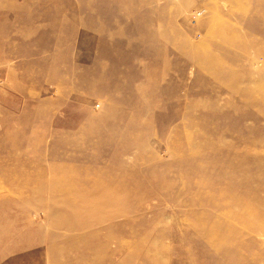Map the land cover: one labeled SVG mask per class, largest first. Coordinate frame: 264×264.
<instances>
[{
  "label": "rangeland",
  "instance_id": "1",
  "mask_svg": "<svg viewBox=\"0 0 264 264\" xmlns=\"http://www.w3.org/2000/svg\"><path fill=\"white\" fill-rule=\"evenodd\" d=\"M0 264H264V0H0Z\"/></svg>",
  "mask_w": 264,
  "mask_h": 264
},
{
  "label": "bare ground",
  "instance_id": "2",
  "mask_svg": "<svg viewBox=\"0 0 264 264\" xmlns=\"http://www.w3.org/2000/svg\"><path fill=\"white\" fill-rule=\"evenodd\" d=\"M79 200V199H76V201ZM256 221H258L259 219H255Z\"/></svg>",
  "mask_w": 264,
  "mask_h": 264
}]
</instances>
